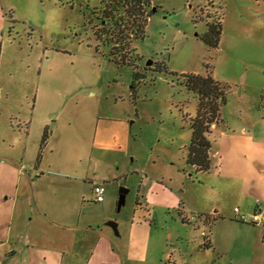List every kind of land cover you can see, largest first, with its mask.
<instances>
[{"label": "rangeland", "instance_id": "rangeland-1", "mask_svg": "<svg viewBox=\"0 0 264 264\" xmlns=\"http://www.w3.org/2000/svg\"><path fill=\"white\" fill-rule=\"evenodd\" d=\"M108 4L0 0V71L2 76L13 75L6 79L12 91L3 103L0 135H10L11 119H27L31 135L21 138L22 150L28 144V169H33L38 154V163L44 157L41 170L51 180L78 183L87 195L81 206L73 196L60 203L58 217L44 223L50 229L69 231L71 238V224L81 221L111 230L108 222L113 220L119 224V234L111 230L113 237L122 245L130 243L133 264H184L180 252L193 247L210 228L198 229L193 219L184 224L179 210L162 205L160 190L177 187L190 202L212 186L222 187L227 178L235 179V174L249 176L257 168L255 158L264 166V0H153L157 10L149 17L145 38L135 39L128 29L124 50L117 21L109 23L104 14ZM210 20L222 21L217 47L202 39ZM112 49L115 57L134 65L117 63ZM160 64L168 70H155ZM183 73L211 74L226 90L221 120L208 133L213 159L209 171H197L187 162L199 99L182 83ZM4 97L2 93L0 99ZM250 132L259 140L256 157L234 161L232 151L226 169L216 172L228 140ZM1 145L2 139L0 161L10 163L3 155L8 144L5 149ZM3 168L0 184L9 179L14 183L13 170ZM73 169L78 179L58 174ZM94 183L105 186L104 202L92 197ZM149 185L151 204L139 205ZM121 187L129 192L119 210ZM47 191L56 200L59 188ZM217 198L235 202L233 196ZM111 251L103 252V264H115ZM222 259L220 264H225Z\"/></svg>", "mask_w": 264, "mask_h": 264}, {"label": "crops", "instance_id": "crops-1", "mask_svg": "<svg viewBox=\"0 0 264 264\" xmlns=\"http://www.w3.org/2000/svg\"><path fill=\"white\" fill-rule=\"evenodd\" d=\"M3 28L1 26V30ZM7 78H13L12 73L2 76L0 71V96L2 93L5 94L3 100L0 99V118L4 114L3 103L9 101L12 91L8 81L6 83ZM17 120V123H14L12 119L9 122L13 127L9 132L10 135H0L2 149H5L6 143L8 144L7 153L4 152L3 155L11 160L10 163L0 161V171H5L4 166L9 167L13 170L15 181L13 183L8 177L9 180L6 183L0 184V264H103L105 259L103 252L107 250L113 251L111 252L115 256L111 259L115 264H133V258L127 251L130 249V243L128 246L120 244L115 239L117 234L110 226L115 233L114 237L109 229L81 224L80 221L67 227L72 232L70 238L69 231H53L50 226L44 224L58 217L57 206L70 200V196H73L81 206V202L84 204L86 201L87 195L78 183L51 180L49 175L41 170L44 157L38 163V154H36L37 162L34 161L33 169H28L25 164L28 144L22 150L23 137L21 136L25 134L30 136L32 127L31 123H27V119ZM47 128L48 126L45 130ZM254 133H244L238 137L233 135L228 140L229 149L216 162V172L226 169L225 163H229L232 151H235L237 156V158L234 157V161L239 159L246 161L252 159V155L256 157L259 140H256ZM236 144H242L245 148L236 150ZM2 151L0 148V153ZM214 155L219 156L220 153L215 152ZM254 161L257 168L255 167L249 176L235 174L233 175L235 179L226 177L227 181L222 187L212 186L197 200L189 202L184 199L181 190L177 187L167 186L163 192L160 190L162 205L179 210L184 224L193 219V226H197L198 229L202 226L210 228V233L202 231L201 239L197 240L193 247L180 252L185 261L184 264H220L221 256L222 263L225 264H264V224L256 225L240 221L235 212V207L248 213L258 208L264 209V166L260 163L256 164V158ZM212 167L213 161L210 169ZM63 171H59L58 174L77 175L76 179L79 177L74 169ZM227 173L231 174V171L228 170ZM65 177L68 178V176ZM256 178L261 182L258 183ZM51 186L59 188V191H55L56 200H53L47 191L51 189ZM151 187L149 185L146 196L144 194L139 198L140 205L149 207L151 204L147 198ZM58 193L62 194L61 197L57 196ZM219 194L224 197L233 196L234 204L217 198ZM92 197L95 198V194ZM132 230L127 232L128 236L132 234ZM205 238H208L210 245L208 247L204 246ZM173 254L170 256L172 257Z\"/></svg>", "mask_w": 264, "mask_h": 264}, {"label": "trees", "instance_id": "trees-1", "mask_svg": "<svg viewBox=\"0 0 264 264\" xmlns=\"http://www.w3.org/2000/svg\"><path fill=\"white\" fill-rule=\"evenodd\" d=\"M108 2L109 4L104 14H107L106 17L109 18V23L117 21L116 26L119 28L117 32L118 42L119 45L121 44L123 50L126 49L128 45V37L125 34L128 29H131V33L134 35L135 39L145 38L149 17L154 13L153 0H108ZM111 7L112 9H110ZM111 12L112 15H110ZM120 12H123V14L118 19ZM207 26L208 29L202 36V39L208 46L217 47L220 43L222 34V21L210 20L207 22ZM109 40L112 43V39ZM119 45H117V47ZM113 51L112 49L113 57L117 63L134 65L132 61L128 62L127 59L123 57H115ZM119 51L121 52V49H119ZM164 69L168 70L165 64H160L155 68V70ZM137 74L138 73H135V76ZM182 83L189 90L195 92L199 99L197 115L193 118L191 123L192 137L188 145L187 162L195 167L197 171H209L212 165L210 155L212 144L208 138V133L211 131L212 125L221 120V107L227 102L226 90L211 74L183 73ZM47 137L48 131L45 130L42 138V145L45 144ZM137 203L140 205L139 199ZM208 218L211 219V216L208 215ZM205 239L204 246H210L208 238Z\"/></svg>", "mask_w": 264, "mask_h": 264}, {"label": "built area", "instance_id": "built-area-1", "mask_svg": "<svg viewBox=\"0 0 264 264\" xmlns=\"http://www.w3.org/2000/svg\"><path fill=\"white\" fill-rule=\"evenodd\" d=\"M94 194L95 199L98 202H102L105 199V186L101 183H95L94 184ZM235 212L237 213V218L240 221L247 222V223H253L256 225L264 224V209L258 208L257 210L248 213V212H242L240 211L239 207H235Z\"/></svg>", "mask_w": 264, "mask_h": 264}, {"label": "water", "instance_id": "water-1", "mask_svg": "<svg viewBox=\"0 0 264 264\" xmlns=\"http://www.w3.org/2000/svg\"><path fill=\"white\" fill-rule=\"evenodd\" d=\"M156 10H157V7H153V11L155 12ZM152 62H153L152 60H149L147 62V64L148 65H151ZM128 192H129V189L128 188L121 187V189H120V195H119V199H118V206H117V208L119 210L125 204V202H126V195H127ZM108 225L114 230V232L116 234H119V231H118V223L116 221L110 220L108 222Z\"/></svg>", "mask_w": 264, "mask_h": 264}]
</instances>
